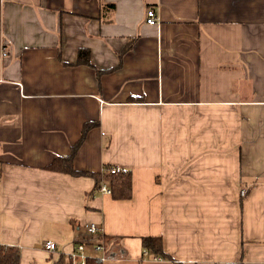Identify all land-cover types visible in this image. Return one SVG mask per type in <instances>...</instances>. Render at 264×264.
<instances>
[{
	"label": "crops",
	"instance_id": "crops-1",
	"mask_svg": "<svg viewBox=\"0 0 264 264\" xmlns=\"http://www.w3.org/2000/svg\"><path fill=\"white\" fill-rule=\"evenodd\" d=\"M75 144L99 180L47 168ZM89 222L101 264H264V0H0V247L70 264Z\"/></svg>",
	"mask_w": 264,
	"mask_h": 264
},
{
	"label": "trees",
	"instance_id": "trees-1",
	"mask_svg": "<svg viewBox=\"0 0 264 264\" xmlns=\"http://www.w3.org/2000/svg\"><path fill=\"white\" fill-rule=\"evenodd\" d=\"M83 50L79 51V57L82 58ZM79 59V60H80ZM86 61V60H85ZM75 144L70 154L66 156H60L51 161L49 165H47L48 169L56 170L59 172L69 173L71 175H89L95 178V180L100 179L99 173L94 172H86V171H77L73 169L72 159L75 151ZM109 166H105L103 168V172L101 173V177L103 180H107L109 183L107 184L111 190V195L114 198H127L130 196V171L128 169H117L115 172L111 173L109 171ZM101 184V183H100ZM98 184V188L100 186ZM142 247L148 252L150 255H159L162 258L169 259L171 258L162 248V242L159 237L155 236H143L141 237ZM18 261V249L16 246H2L0 247V264H15ZM51 264H64L63 257H59L56 261ZM86 264H101L99 260L95 258H87ZM181 264H196L194 262H182ZM227 264H243L241 261L230 262Z\"/></svg>",
	"mask_w": 264,
	"mask_h": 264
},
{
	"label": "built area",
	"instance_id": "built-area-1",
	"mask_svg": "<svg viewBox=\"0 0 264 264\" xmlns=\"http://www.w3.org/2000/svg\"><path fill=\"white\" fill-rule=\"evenodd\" d=\"M145 21L149 24H155L157 22L155 13L152 9L147 10ZM116 170L117 168L114 166L109 168L111 173ZM99 190L103 193L111 194V190L104 180L101 182ZM240 195H245V189H240ZM84 228L88 234V239L78 242L75 245V249L68 253L70 264H86L87 258L92 257V255H95L96 259L99 261H104L106 259L107 247L102 225L96 222H89L84 225ZM44 248L48 251L54 250L55 242L52 240H46L44 242Z\"/></svg>",
	"mask_w": 264,
	"mask_h": 264
}]
</instances>
